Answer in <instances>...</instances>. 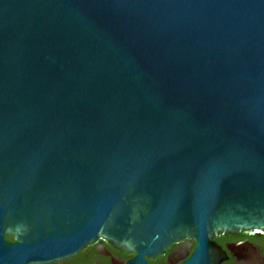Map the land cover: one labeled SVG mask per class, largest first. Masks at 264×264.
Wrapping results in <instances>:
<instances>
[{
	"label": "water",
	"instance_id": "1",
	"mask_svg": "<svg viewBox=\"0 0 264 264\" xmlns=\"http://www.w3.org/2000/svg\"><path fill=\"white\" fill-rule=\"evenodd\" d=\"M236 232L264 233V0H0V264L184 236L219 264Z\"/></svg>",
	"mask_w": 264,
	"mask_h": 264
},
{
	"label": "flooded vegetation",
	"instance_id": "2",
	"mask_svg": "<svg viewBox=\"0 0 264 264\" xmlns=\"http://www.w3.org/2000/svg\"><path fill=\"white\" fill-rule=\"evenodd\" d=\"M3 239L15 242L13 233H5ZM221 245L228 256L219 264H264V233L249 232L218 233L209 237ZM197 247V239L184 236L171 242L163 252L154 255L143 253L146 264H180L192 256ZM136 251L116 245L104 237L87 243L74 253L60 256L51 261L27 264H127L125 260L136 255Z\"/></svg>",
	"mask_w": 264,
	"mask_h": 264
}]
</instances>
